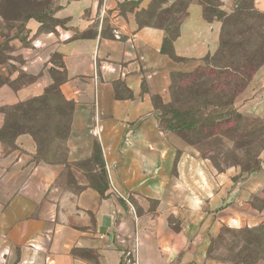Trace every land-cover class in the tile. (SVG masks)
<instances>
[{"label":"crops","instance_id":"crops-1","mask_svg":"<svg viewBox=\"0 0 264 264\" xmlns=\"http://www.w3.org/2000/svg\"><path fill=\"white\" fill-rule=\"evenodd\" d=\"M32 1L28 11L0 6V47L16 66L0 62V129L5 109L51 86L72 110L60 161L39 159L31 134L0 142V264H125L134 248L139 264H215L210 235L263 221L264 212L250 206L238 171H217L161 128L154 98L167 104L171 76L215 55L221 22L206 21L192 0L173 59L161 51L164 30L137 23L150 0ZM219 1L227 16L233 0ZM254 6L264 13V0ZM253 96L246 113L264 106V65L245 98ZM95 143L107 176L102 197Z\"/></svg>","mask_w":264,"mask_h":264},{"label":"rangeland","instance_id":"rangeland-1","mask_svg":"<svg viewBox=\"0 0 264 264\" xmlns=\"http://www.w3.org/2000/svg\"><path fill=\"white\" fill-rule=\"evenodd\" d=\"M179 1L181 0H150L147 7L137 13L139 24L143 25L149 22L150 24L160 26L164 25V19L166 18L175 17L178 19L181 14H174L172 8H175ZM251 2L252 0H248L247 6ZM1 5L12 9L20 7L27 11L32 10L34 7L32 0H0ZM259 14L264 15L262 12H259ZM6 15L9 18L15 17L17 16V12L8 10L6 11ZM234 15L235 18L231 21L230 26L228 25L227 35L231 36L235 41L249 40L254 43L255 41L257 43L262 42L264 46V20L254 19L248 23H242L238 21L239 15ZM13 47L15 46L11 45L9 48ZM3 51H5V48L0 47V62L8 64V70H12L13 67L16 68L15 65L9 64L6 61ZM247 56L253 57V46L248 49ZM256 57L257 61H260L261 58L264 59V55ZM15 61H17V58H15ZM263 65L257 69L249 82L245 81L246 86L244 89H237L240 94L235 98L231 106L233 111L241 117L236 127L221 134L215 132L204 140H198L195 134H181L188 143H194L193 146H189L195 148L202 156L211 158V164L217 171L223 172L226 169L233 168L240 173L239 176L248 185V188H246L247 201L256 212H264V177L262 178L261 176V174L264 176V106L260 108L259 112L249 113H246L242 108L259 99L258 96L257 98H254V96L245 98V95L251 89L253 81ZM189 73H177L173 75L169 85V102L167 104L173 100V97L177 103L175 105H185L184 107H191V100L194 98L203 100L204 87H189ZM56 78L58 81L62 79L61 76H56ZM171 86L173 87L172 92ZM47 91V95L43 97L44 100L39 101V103L42 102L43 108L41 110L39 109L37 112V109L35 110L32 104L30 105L29 112L25 113V109L20 110L23 111L20 116L21 120L28 122V125L40 137V153L42 158L60 161L64 158L63 141L60 137L65 134L69 112L61 109L62 106L56 86L49 87ZM261 98L264 99L263 97ZM154 102L160 116L165 104L158 97L154 98ZM16 109L18 108L13 109L14 111L11 114L14 120L18 118L20 121V116H16L19 110ZM55 135L58 138H54ZM92 176L96 179V183L102 180L99 171ZM238 195H240L239 191ZM207 257L215 264H264V220H252L240 227L222 225L216 233L209 237Z\"/></svg>","mask_w":264,"mask_h":264},{"label":"trees","instance_id":"trees-1","mask_svg":"<svg viewBox=\"0 0 264 264\" xmlns=\"http://www.w3.org/2000/svg\"><path fill=\"white\" fill-rule=\"evenodd\" d=\"M191 1L192 0L179 1V3L176 4V7L172 8V11L174 14H181V16L178 19L175 17L164 19V25L156 26L149 22L140 25L137 19L139 26H150L164 30L165 36L161 51L164 54H169L173 59H175V57L171 53V46L173 41L179 35L181 23L188 15L187 11ZM199 1L203 4L202 16L206 21L210 22L217 20L221 22V33L217 52L214 56L205 59V66L199 67L189 73L190 78L188 80V86H203V100L194 98L191 100V107H184L185 105H175L177 103L173 97V100L169 104L163 106V111L158 117L162 129L180 135L185 142L187 141L181 136V134H195L198 140H204L209 138L215 132L221 134L236 127L241 117L233 111L231 106L235 98L240 94L237 89H244L246 86L245 81L249 82L255 75L257 69L264 63L263 58H261L260 61H257L256 57L258 55H260V57L264 55V46L262 42L257 43L255 41L254 43L249 40L235 41L231 36L227 35L228 25L230 26L231 21L235 18L234 14L239 15L238 21H241L242 23H248L254 19L264 20V15L259 14V11L255 8L254 0H252L249 6L246 4L248 0H233L231 16H225L219 0ZM134 5H137V3H134ZM252 46L253 57H249L247 56V51ZM173 75L171 76V79ZM228 76L230 77L228 78ZM206 82L208 83L206 84ZM170 89L172 92L173 87L171 86ZM56 91L59 94V100L62 106L61 109L69 112L65 134L60 137L64 144L65 138L68 134L72 104L63 100L57 87ZM47 93L48 91H46L41 98L33 99L5 109L6 122L0 129V142L9 145L19 134H31L38 147V158L46 160L42 158L40 153V137L37 135L36 131L28 125V122L21 120L20 115L23 111L20 110L25 109V113H27L30 111V105L33 104V108L35 110L37 109L38 112L39 109L41 110L43 108L41 105L42 102L39 103V101L44 100L43 97H45ZM15 108H18L16 110H19V113H17L16 116H20V121L18 118L17 120H14L12 117L11 112L14 111L13 109ZM54 138H58L57 135H55ZM187 144L191 146L194 145V143L188 142ZM202 157L212 162L211 158L204 155ZM91 162L98 168L99 175L102 179L96 183V190L102 197L105 190H107V176L101 148L98 143H95L94 145V154Z\"/></svg>","mask_w":264,"mask_h":264},{"label":"built area","instance_id":"built-area-1","mask_svg":"<svg viewBox=\"0 0 264 264\" xmlns=\"http://www.w3.org/2000/svg\"><path fill=\"white\" fill-rule=\"evenodd\" d=\"M115 34H116V37L118 38V34L117 33ZM124 259H125V264H139L135 248L127 250L124 253Z\"/></svg>","mask_w":264,"mask_h":264}]
</instances>
